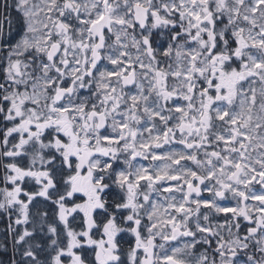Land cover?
Here are the masks:
<instances>
[{"label": "snow or ice", "instance_id": "snow-or-ice-1", "mask_svg": "<svg viewBox=\"0 0 264 264\" xmlns=\"http://www.w3.org/2000/svg\"><path fill=\"white\" fill-rule=\"evenodd\" d=\"M0 264H264V0H0Z\"/></svg>", "mask_w": 264, "mask_h": 264}]
</instances>
